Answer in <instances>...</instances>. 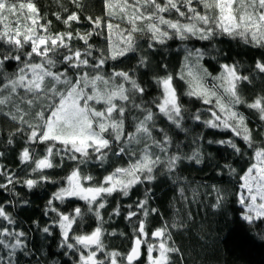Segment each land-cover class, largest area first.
I'll return each mask as SVG.
<instances>
[{"label": "snow or ice", "instance_id": "1", "mask_svg": "<svg viewBox=\"0 0 264 264\" xmlns=\"http://www.w3.org/2000/svg\"><path fill=\"white\" fill-rule=\"evenodd\" d=\"M72 2L77 3V0ZM103 2L104 16L85 17L92 25L90 31L52 33L49 30L52 21L45 20L35 0H0V118L16 124L15 131L9 134L8 144L14 142V136L25 135L29 144L45 146V155L40 158H36L29 147L20 153L22 164L35 165L32 172L61 167L65 159L74 162L75 166L65 178L67 186L59 188L48 201L45 215L52 212L56 217L42 231L51 234V226H58L62 238L59 246L77 256L76 264H137L142 246H146L148 264H175L172 254L181 250L175 245L172 229H185L187 224L178 218L171 225L164 221L149 232L147 218L159 213L157 208L149 207L151 189H147L144 199L136 202V211L130 210L133 205H128L126 219L131 220L138 213L143 218L133 226L132 246L127 253L107 250L103 242L104 217L100 210L106 208L107 198L113 194L128 196L136 185L156 181L158 174H174L184 160L203 163L202 155L198 149L191 156L183 155L180 145H173L172 137L164 129L158 130L160 139L153 135L157 130V114L187 133L182 127L186 110L180 103L171 74L157 80L163 88L160 102H152L157 113L143 102H136L138 97L142 99L145 89L138 83L135 73L114 67L105 72V66L109 61H118L136 52L138 37L143 36L148 37L149 48L163 45L174 37L211 41L217 36H228L264 49V0ZM173 13L174 19L171 18ZM55 15L61 19L58 13ZM79 21L80 14L72 12L62 23L70 29L73 22ZM105 32L106 48L96 49L89 43L93 36ZM73 40L83 41L84 47H73ZM204 55L201 49L187 50L180 79H187V95L214 105L218 110L210 107L211 118L202 123L208 128L230 130L252 151L248 167L239 176L237 203L244 209L243 220L264 223V140L254 139L248 118L237 108L246 104L264 121V95L251 103L243 99L239 85L242 81H251L249 76L238 71L237 64L221 65L220 75L213 77L218 83L209 86L205 77L211 73L200 63ZM140 64L146 66L147 57H142ZM11 66H14L13 72L5 71ZM184 69H187L186 75ZM255 69L264 74V60H257ZM132 110H138L142 118L131 117L132 131H126V120ZM191 118L201 121L199 111ZM208 143L228 145L236 154H245L234 139ZM173 148L175 151H171ZM109 154L127 157V165L113 168L100 181L82 173L81 166H86L93 157L103 166ZM3 155L0 152V157ZM57 157L59 163H54ZM224 167L230 173L237 172L231 165ZM0 176L5 177L0 190H10L9 186L21 183L14 173L5 171L3 164H0ZM49 180L50 177L40 175L39 179H27L22 183L31 189ZM85 182L91 183L86 186ZM212 191L216 193L212 207L218 209L225 197L215 185ZM184 192L180 187L181 199L187 200ZM192 192L195 198L197 190L192 189ZM69 198L86 202V210L76 206L70 212H62L54 204V201L63 202ZM12 203H0V219L6 222L0 225V264H16L18 250L25 255L31 253L28 234L15 227L17 221L6 211V205ZM88 214L94 215L100 223L90 232H78ZM113 214L120 215L119 206L113 209ZM187 219H193L191 212L187 213Z\"/></svg>", "mask_w": 264, "mask_h": 264}, {"label": "trees", "instance_id": "2", "mask_svg": "<svg viewBox=\"0 0 264 264\" xmlns=\"http://www.w3.org/2000/svg\"><path fill=\"white\" fill-rule=\"evenodd\" d=\"M13 2H19V0H13ZM35 3L45 20L52 21L49 26L52 33L69 30L74 33L77 30L81 33L90 31L92 25L85 17L104 16L105 12L103 0H77V3H73L72 0H35ZM72 12L80 14V21L73 22L69 29L62 20ZM57 13L61 16L60 20L56 18ZM171 18H176L175 13ZM72 43L73 47H84V42L81 40H73ZM89 43L95 45L96 49L106 48V32L93 36ZM138 44L136 52L129 53L127 57L118 61H109L105 66V72L114 67L117 70L129 71L130 74L135 73L138 83L145 89L142 99L138 97L136 102H143L157 113L158 110L152 102L159 103L163 94L162 85L157 80L171 74L180 103L186 110L182 127L187 129V133L177 129L166 118L157 114V130L153 132V135L160 139L161 134L158 130L164 129L172 137L173 145H180L183 155L191 156L198 149L203 163L197 164L194 160H184L172 175L158 174L156 181L136 185L128 196L113 194L108 197L106 208L100 210L104 217L103 227L106 233L103 242L107 250H118L121 253H127L130 250L134 236L133 226L143 217L138 213L137 217L131 220L126 219L128 205H133L130 210L136 211V202L144 199L147 189H151L149 207L157 208L159 213L147 218L149 232L160 227L164 221L171 225L178 218L187 224L185 229H172L175 245L181 250L180 253L172 254L175 264H264V223L260 220H254L251 223L243 220L241 213L244 209L237 203L236 195L239 191V176L248 167L252 151L239 137H234L230 130L212 129L202 123L203 120L211 118V113L208 112L210 107L217 112L218 110L214 108V105L205 104L203 100L187 95L189 91L187 79L182 80L179 76L187 50L201 49L205 55L200 63L203 69L211 73V76L205 77V82L209 86L218 83L213 80V77L220 75L221 65L237 64L238 71L250 78L251 82L240 83L239 90L243 99L251 103L256 97L264 95V74L255 69L256 61L264 60V49L228 36H217L211 41H201L196 38L180 40L174 37L163 45L155 44L153 48L148 47V37L143 36L138 37ZM142 57H147L146 66L140 64ZM14 70V66L5 69L8 73ZM184 72L186 75L187 69H184ZM220 91L222 92V89ZM237 108L248 118V126L254 130V139L264 140V121L259 119V113L247 108L246 104L238 105ZM197 111L201 115V121L191 118ZM131 117L142 118V115L138 110H132L126 120V131H132L129 126ZM15 128L14 122L0 118V152L4 153L0 157V164L4 165L6 172L14 173L21 181L14 186H9L10 190H0V203L13 202L11 206L6 205V211L12 213L17 221L15 227L28 234L30 241L28 248L31 249V253L27 255L18 250L16 264H76L77 256L59 246L62 238L58 226H51V234L42 231L43 227L49 226L51 220L56 217V214L52 212L45 215L48 201L53 193L67 185L65 178L75 166L74 162L65 159L61 167L32 172L31 169L35 165L30 162L22 164L19 159L20 153L25 147H29L31 151H34L35 157L40 158L45 155V146L29 144L25 135L14 136V142L8 144L9 134L14 132ZM200 137L203 139H199ZM227 139H234L245 154H236L228 145L208 143V141ZM171 151H175V148ZM53 162L59 163V157ZM127 163V157L109 154L103 166L93 157L90 163L81 166V171L100 181L113 168L126 166ZM224 165H231L237 172L230 173ZM40 175L48 176L50 180L41 181L31 189L22 183L27 179H39ZM4 182L5 177L0 176V183ZM89 183L91 182H85V184ZM213 185L221 189L225 197L222 206L218 209L212 207L216 196V193L212 191ZM180 187L185 189L184 195L188 198L187 200L181 199ZM192 189L197 190L195 198H193ZM24 201L27 203H23ZM54 204L62 212H70L76 206L86 210V202L77 198H69L63 202L54 201ZM117 206L120 207V215L113 214V209ZM188 212L192 214L191 221L187 219ZM34 222H38V225ZM5 223L0 219V225ZM98 223L100 222L94 215L88 214L77 231L90 232ZM113 232L115 235H111ZM141 251L142 255L137 264H148L146 246H142Z\"/></svg>", "mask_w": 264, "mask_h": 264}, {"label": "rangeland", "instance_id": "3", "mask_svg": "<svg viewBox=\"0 0 264 264\" xmlns=\"http://www.w3.org/2000/svg\"><path fill=\"white\" fill-rule=\"evenodd\" d=\"M218 114H219V113H218ZM85 185L87 186L88 184H85ZM66 186H67V185H66ZM66 186H65V187H66ZM154 255H156V253H154Z\"/></svg>", "mask_w": 264, "mask_h": 264}]
</instances>
